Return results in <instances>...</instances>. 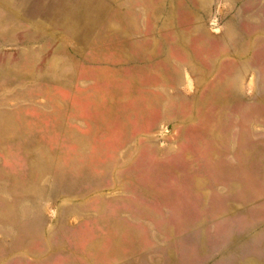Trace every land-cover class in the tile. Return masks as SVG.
<instances>
[{
  "label": "rangeland",
  "instance_id": "1",
  "mask_svg": "<svg viewBox=\"0 0 264 264\" xmlns=\"http://www.w3.org/2000/svg\"><path fill=\"white\" fill-rule=\"evenodd\" d=\"M0 264H264V0H0Z\"/></svg>",
  "mask_w": 264,
  "mask_h": 264
}]
</instances>
